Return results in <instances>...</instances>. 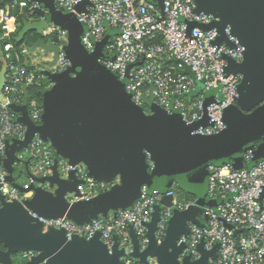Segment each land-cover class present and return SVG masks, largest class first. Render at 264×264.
Returning <instances> with one entry per match:
<instances>
[{
	"label": "water",
	"instance_id": "water-1",
	"mask_svg": "<svg viewBox=\"0 0 264 264\" xmlns=\"http://www.w3.org/2000/svg\"><path fill=\"white\" fill-rule=\"evenodd\" d=\"M31 1L44 8L45 11H35V15L44 19L32 23L24 21L16 41L22 42L33 32L37 39L30 43L32 50L40 47L44 53H52L49 65H53L58 53L62 52L69 64L60 72L44 70L42 84H52L41 90L39 125L28 117L26 97L22 105H10L19 113L15 121L24 125L25 134L23 140L6 141L0 168L8 172L6 180L10 185L22 193L30 191L32 194L21 201H7L0 193V264H13L12 255L28 250L35 255L20 264L42 261L44 264H127L116 236L110 248L101 241L99 232L89 239L78 236L67 239L61 229L47 227L44 231L39 218L64 217L77 224L90 223L98 216L105 217L129 208L140 198L142 186H146L148 192L156 189L164 193L172 183L197 195L199 205L174 210L160 242L154 234L160 212V205H156L146 224L147 244L143 250L129 226L132 241L129 257L133 264H208L209 258L216 257L218 244L206 250L204 241L200 240L198 259L190 260L189 256L179 259L183 244L177 245V240L188 233V222L199 224L197 217L203 213L202 207L207 206L204 193L208 166L231 161L234 169L242 168V153L252 149L258 140L254 157L264 160V0H193L196 13L210 14L216 20L209 25L188 22L187 33L195 26L202 30L215 28L219 35L214 43L218 45L224 41L232 47L233 43L224 33L228 26L230 34L243 47L240 62L225 57V71L239 74L241 78L236 86L235 103L223 112L225 128L213 135L192 134L198 125H208L205 113L200 121L190 126L185 125L178 114H167L153 102H149L152 113L145 114L131 101L123 83L98 61L109 33L93 52H88L80 40L83 26L73 14L57 10L53 0ZM153 1L162 11L163 0ZM89 4V0H81L75 10L86 12ZM47 22L67 32V42L61 48L55 34L50 42L43 39L42 29ZM210 101L207 98L205 104ZM34 133L49 142L56 155L68 165L82 163L93 181L112 185L89 199L70 202L68 197L80 196L78 186L84 181L77 178V169L59 176L55 160L51 175L46 177L37 178L27 171L33 181L22 188L13 179L12 166L21 162L17 153L27 148ZM147 155L152 167L147 164ZM35 182L47 183L48 188ZM263 197L264 188L260 199ZM171 199L163 195L160 203L170 206Z\"/></svg>",
	"mask_w": 264,
	"mask_h": 264
},
{
	"label": "built area",
	"instance_id": "built-area-1",
	"mask_svg": "<svg viewBox=\"0 0 264 264\" xmlns=\"http://www.w3.org/2000/svg\"><path fill=\"white\" fill-rule=\"evenodd\" d=\"M54 6L62 13H71L83 26L80 36L85 50L93 52L97 44L108 33L107 42L101 48L99 63L112 72L123 83L124 90L131 101L143 110H149V102L161 107L167 114H178L187 126L200 121L204 113L208 125H198L192 134L213 135L225 128L224 110L233 105L237 95L236 86L239 74L225 71L228 57L235 62L242 60L243 47L230 34L226 26L224 33L229 42L215 40L218 32L215 28L202 30L195 26L187 33L188 22L209 25L216 20L210 14L194 11L193 0H163L161 11L153 0H89L86 12H77L75 6L81 0H53ZM44 8L31 0H0V156L4 157L6 141L23 140L25 127L15 119L19 113L10 105L20 106L24 99V88L43 86L47 89L52 83L42 85L44 70L29 60L25 43L16 41V18L24 10L26 22L43 20L35 11ZM56 35L61 48L67 42V32L51 22L42 29V35L51 38ZM68 60L59 52L53 72L63 71ZM211 101L206 105V99ZM28 117L32 123L41 122L42 108L34 98L26 100ZM23 152L32 159V175L37 178L51 175V166L57 164L59 176H66L69 170L77 169L76 176L84 181L78 186L80 196L68 197L70 202L89 199L112 185L109 182H95L87 176L85 165H68L59 158L48 142L34 133L27 148L17 153L22 160ZM147 164L152 162L147 155ZM242 168L234 169L231 162L208 166L205 198L213 205L203 206L198 215L199 224L187 223L188 233L181 235L177 245L183 244L179 259L189 256L190 260L200 257L197 245L204 241L206 250L218 244L216 257L209 258L208 264H264V197L260 193L264 188V160H255L254 150L242 153ZM32 178L20 186L27 188ZM37 185L48 188L47 183ZM172 183L166 192L154 189L147 191L141 187V196L129 208L105 217L98 216L90 223L77 224L74 221L59 218H42L44 229L52 227L64 231L67 239L72 236L91 238L100 233L101 241L110 248L113 237L118 238V248L124 253V261L133 264L129 257L132 241L129 226L132 227L139 242L140 250L147 244L146 224L156 205H160L156 223L155 238L160 242L165 236L169 218L174 210H184L191 205H199L197 199L184 200L176 197V188ZM0 193L5 200L21 201L31 192L22 193L6 180L3 168H0ZM163 195L172 197L171 205L160 203ZM223 222L230 224L228 228ZM242 229H245L243 231ZM235 230H238L234 233ZM22 257L30 259L35 252L25 251ZM39 264H44V261Z\"/></svg>",
	"mask_w": 264,
	"mask_h": 264
},
{
	"label": "trees",
	"instance_id": "trees-1",
	"mask_svg": "<svg viewBox=\"0 0 264 264\" xmlns=\"http://www.w3.org/2000/svg\"><path fill=\"white\" fill-rule=\"evenodd\" d=\"M27 12H26V10H24L23 11V13H21L19 16H17V18H16V23H17V25H16V33L15 34H17V32H18V30L21 28V26H22V24H23V22L25 21V20H27ZM107 32L109 33V35H110V33H111V29L110 28H107ZM37 39V36L33 33V34H27L25 37H24V39H23V42H32V41H35ZM43 85V84H42ZM43 86H27V87H25L24 88V97H26V100H28L29 98H34L37 102H41V96H42V94H41V90L42 89H44V88H42ZM260 143V141L258 140V141H256L255 143H253V147H252V149L253 150H255V148L258 146V144ZM257 158H255V160H256ZM228 162H231V161H228ZM176 192H178L179 193V195L181 196V197H178L179 199H184V200H186V201H188V200H192V199H195V198H198V196L197 195H195V194H192V193H189V192H186V191H184V190H182L181 188H179V187H177L176 188ZM204 196H205V193H204ZM205 198V197H204ZM204 203H205V205H210V206H212L213 204L209 201V200H207L206 198H205V201H204ZM13 260H14V262L15 263H17V262H22V260L21 261H17L16 260V256H13Z\"/></svg>",
	"mask_w": 264,
	"mask_h": 264
},
{
	"label": "rangeland",
	"instance_id": "rangeland-1",
	"mask_svg": "<svg viewBox=\"0 0 264 264\" xmlns=\"http://www.w3.org/2000/svg\"><path fill=\"white\" fill-rule=\"evenodd\" d=\"M74 17L76 19V16H74ZM43 39L46 42H50V38L49 37H43ZM24 43H25V45L28 48L27 56H28L29 60L33 61L34 65H37L38 67H42V68H46V69H52V65L48 64V61L51 59L52 53H44L43 50L40 47H36L34 50H32L31 49V44H30L31 42H29V43L28 42H24ZM144 113L145 114H150V113H152V111L148 110V109H144ZM27 154H28V152H23L24 156H27ZM102 192H104V191H102ZM99 193L100 192H97V194H99ZM176 197L177 198L181 197L178 192H176ZM23 259L24 258L22 257V255L20 253L16 254V260L17 261H21Z\"/></svg>",
	"mask_w": 264,
	"mask_h": 264
},
{
	"label": "crops",
	"instance_id": "crops-1",
	"mask_svg": "<svg viewBox=\"0 0 264 264\" xmlns=\"http://www.w3.org/2000/svg\"><path fill=\"white\" fill-rule=\"evenodd\" d=\"M10 141V140H9ZM25 162L27 164V167H25ZM14 169L13 173H14V181L17 183V184H22L24 182H26L29 178L28 174H27V171H29L31 174H32V159L30 158V156L27 154V156H24V158L21 160L20 163H14V165L12 166ZM4 172L5 174L7 175L8 172L4 169ZM32 194V193H31ZM31 194H29L28 197L31 196ZM27 197V198H28ZM44 231L46 229H43ZM0 249H2V246L0 244ZM22 254V253H20ZM13 256H16L15 255H12V260H13ZM26 259H23L22 262H17L15 263L14 260H13V264H20V263H23L25 262Z\"/></svg>",
	"mask_w": 264,
	"mask_h": 264
},
{
	"label": "flooded vegetation",
	"instance_id": "flooded-vegetation-1",
	"mask_svg": "<svg viewBox=\"0 0 264 264\" xmlns=\"http://www.w3.org/2000/svg\"><path fill=\"white\" fill-rule=\"evenodd\" d=\"M29 34L31 35V34H33V32L32 33H29Z\"/></svg>",
	"mask_w": 264,
	"mask_h": 264
}]
</instances>
